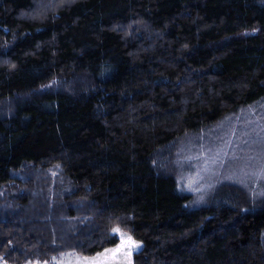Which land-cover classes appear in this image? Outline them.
Returning <instances> with one entry per match:
<instances>
[{
  "label": "trees",
  "instance_id": "1",
  "mask_svg": "<svg viewBox=\"0 0 264 264\" xmlns=\"http://www.w3.org/2000/svg\"><path fill=\"white\" fill-rule=\"evenodd\" d=\"M242 111L264 117V0H0V264L114 228L132 264H264V170L225 165L205 202L187 181Z\"/></svg>",
  "mask_w": 264,
  "mask_h": 264
},
{
  "label": "rangeland",
  "instance_id": "2",
  "mask_svg": "<svg viewBox=\"0 0 264 264\" xmlns=\"http://www.w3.org/2000/svg\"><path fill=\"white\" fill-rule=\"evenodd\" d=\"M241 113V120L233 119V123L230 125H228L229 123H224L218 126L219 128L215 129V131L213 129L211 133L208 132L206 142L203 143L204 145H199L200 150L198 151H201L200 160L197 163L195 173H192V175L187 178V181H189L188 185L191 191L195 193H198V191L203 192V202H205L207 196L211 193L209 190L211 180L220 174L225 165L227 168L226 172L223 174V178L225 179L230 177V172L234 175L238 173V169L241 171L244 170L245 167L250 170L249 175L253 173L254 175L260 174L261 172L259 173L258 170L260 168V170H264V117L262 118L258 114V116L256 114L254 116L253 111H242ZM256 142L262 143V147H259L258 151L255 147ZM256 151L257 153L253 155ZM193 166L194 164L191 168H193ZM261 174H263V171ZM203 187L205 189L201 190ZM123 234L129 236L125 233ZM138 243L140 244V249L142 243ZM113 248L115 247L107 249ZM136 251L135 249L131 250V255L129 257L131 261L134 257L133 253ZM104 252L105 250L95 254V256H80L72 253L63 256L64 258L61 264H77L83 257L93 259Z\"/></svg>",
  "mask_w": 264,
  "mask_h": 264
},
{
  "label": "snow or ice",
  "instance_id": "3",
  "mask_svg": "<svg viewBox=\"0 0 264 264\" xmlns=\"http://www.w3.org/2000/svg\"><path fill=\"white\" fill-rule=\"evenodd\" d=\"M113 237L119 239V244L113 249H106L96 258H81L77 264H132L131 250H138L140 244L132 239L131 236H125L119 228L112 229L110 233Z\"/></svg>",
  "mask_w": 264,
  "mask_h": 264
}]
</instances>
